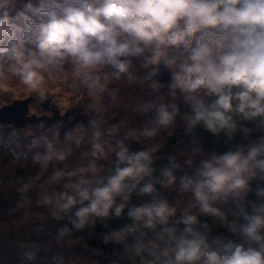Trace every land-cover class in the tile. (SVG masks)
<instances>
[{
  "label": "clouds",
  "instance_id": "obj_1",
  "mask_svg": "<svg viewBox=\"0 0 264 264\" xmlns=\"http://www.w3.org/2000/svg\"><path fill=\"white\" fill-rule=\"evenodd\" d=\"M10 79L49 105L0 137L17 264H264V0H0Z\"/></svg>",
  "mask_w": 264,
  "mask_h": 264
},
{
  "label": "rangeland",
  "instance_id": "obj_2",
  "mask_svg": "<svg viewBox=\"0 0 264 264\" xmlns=\"http://www.w3.org/2000/svg\"><path fill=\"white\" fill-rule=\"evenodd\" d=\"M47 88L58 97L59 101L64 106L73 103L74 93L67 89L64 82H49ZM7 91L13 92L14 95L6 98L5 93ZM30 95L31 93L22 84H19L18 81L10 79L0 85V108L6 105H10L16 100L30 99ZM28 108L29 109L27 116L34 115L37 118H42L48 115L47 109L45 108L41 109L40 111H37L35 108H33L30 103ZM30 125L31 123L28 124L26 127H20L19 129H16V135H18L21 140H23L24 131L27 130ZM11 127V124H0V137H2L4 140H7L9 134L12 132V130L10 129ZM15 253V248H0V264H17L18 257Z\"/></svg>",
  "mask_w": 264,
  "mask_h": 264
},
{
  "label": "water",
  "instance_id": "obj_3",
  "mask_svg": "<svg viewBox=\"0 0 264 264\" xmlns=\"http://www.w3.org/2000/svg\"><path fill=\"white\" fill-rule=\"evenodd\" d=\"M28 101L29 99L16 100L12 104L0 108V124H11L12 127L10 129L12 130L13 125H15L16 129H19L20 127H26L28 124L44 118H37L34 115L27 116L29 109ZM43 107L48 109V103H45Z\"/></svg>",
  "mask_w": 264,
  "mask_h": 264
},
{
  "label": "trees",
  "instance_id": "obj_4",
  "mask_svg": "<svg viewBox=\"0 0 264 264\" xmlns=\"http://www.w3.org/2000/svg\"><path fill=\"white\" fill-rule=\"evenodd\" d=\"M201 139L203 141L204 147L209 151L213 150V148H215L218 151L224 150V145H214L212 142L213 138L206 132H201ZM116 223H119V222H116ZM98 239L99 237H96L93 240H91L90 243L95 244L98 242Z\"/></svg>",
  "mask_w": 264,
  "mask_h": 264
}]
</instances>
